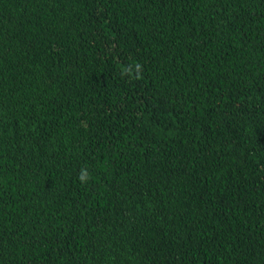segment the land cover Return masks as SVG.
<instances>
[{
	"label": "trees",
	"instance_id": "trees-1",
	"mask_svg": "<svg viewBox=\"0 0 264 264\" xmlns=\"http://www.w3.org/2000/svg\"><path fill=\"white\" fill-rule=\"evenodd\" d=\"M0 264H264V0H0Z\"/></svg>",
	"mask_w": 264,
	"mask_h": 264
},
{
	"label": "clouds",
	"instance_id": "clouds-1",
	"mask_svg": "<svg viewBox=\"0 0 264 264\" xmlns=\"http://www.w3.org/2000/svg\"><path fill=\"white\" fill-rule=\"evenodd\" d=\"M133 70H135L134 78L140 79L142 69L140 68L139 64H132L127 67H123L121 71L123 74L132 76ZM78 179L80 180L81 183H87L88 180L90 179V176L85 169H81V174L79 175Z\"/></svg>",
	"mask_w": 264,
	"mask_h": 264
}]
</instances>
